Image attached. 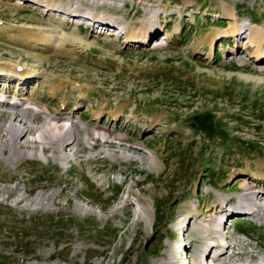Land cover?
Listing matches in <instances>:
<instances>
[{
    "label": "rangeland",
    "instance_id": "1",
    "mask_svg": "<svg viewBox=\"0 0 264 264\" xmlns=\"http://www.w3.org/2000/svg\"><path fill=\"white\" fill-rule=\"evenodd\" d=\"M49 2L135 31L152 26L157 37L128 42L89 19L48 11ZM228 8L236 21L225 18ZM239 25L248 31L238 40L219 38L212 54L203 45ZM0 26V66L15 62V70H28L18 63H41L56 86H66L52 97L55 86L43 78L24 87L12 80L8 103L21 94L79 127L71 148L47 144L45 157L36 146L31 157L0 158V264H257L264 258V82L241 76L264 78V60L255 62L247 47L251 26L264 30V0H0ZM38 28H56V36L78 28L91 46L68 43L58 52L42 42L25 46L22 40ZM99 112L101 127L126 139L124 147L95 140L89 148L82 127L95 124ZM10 115L0 113V133ZM252 191L260 209L238 215Z\"/></svg>",
    "mask_w": 264,
    "mask_h": 264
},
{
    "label": "bare ground",
    "instance_id": "2",
    "mask_svg": "<svg viewBox=\"0 0 264 264\" xmlns=\"http://www.w3.org/2000/svg\"><path fill=\"white\" fill-rule=\"evenodd\" d=\"M24 2H33L34 0H21ZM21 4V2H19ZM35 4H39L40 2H37ZM48 11H58L63 12L64 14L70 15L74 18H86L92 21L93 27H95V24H100L103 29L111 28L108 29V31L113 30L114 33L118 31L117 28H115L116 23H112V20L107 21L109 19H104L100 17L98 14L95 12L92 13H84L81 12L79 9L74 10L71 8L69 9H64L62 7H58L55 4H52V2H49L46 7ZM225 18L236 21L237 17L232 9H227L225 12ZM220 17V16H219ZM119 24L117 26H120V28L125 31L124 34L127 37L125 41H135V42H149L151 39H155L157 37L158 30L155 27L152 26H146L143 30L135 31L133 28L130 27H125L124 24L118 22ZM0 28H2L0 26ZM253 28L250 31V35L248 38L247 42V47L252 48L253 51L251 53V58L255 62H261L264 60V30L262 28H258L255 26H251ZM38 32L34 34L33 37H31L30 40L24 39L22 40V43L25 44V46H30L29 44L33 45V48H36L37 42H42V43H47L50 47L55 48V50L58 51H63L66 48V45L68 43L72 44H77L81 47H90V44H87L86 40L80 36L78 28L73 31L72 34L65 33L62 31L63 34L57 35V29L55 28H49V29H37ZM160 31V30H159ZM248 30L242 26L239 25L238 29H232L231 31H218L217 33H213L211 36L203 39V45H207V47L210 48V54H212L213 49L215 48L216 45V40L219 38H224L225 37H230V38H235V40H238L240 35H243L246 33ZM32 36V35H31ZM30 38V37H29ZM170 36L166 37V40H170ZM13 39V38H12ZM18 39V38H17ZM91 43V42H90ZM92 44V43H91ZM129 44V43H128ZM45 45V44H44ZM93 45V44H92ZM31 47V46H30ZM39 47V45H38ZM48 47V46H47ZM41 48V47H40ZM44 48V47H43ZM1 62V61H0ZM15 62H4L2 63L3 65L0 66V79H3L5 85L0 88V113L2 112H7L10 113L11 115L8 118V123L6 126V131L4 133H0V158L3 157L5 160L9 162H13L17 159L25 158V157H31V154H34L35 150L34 148L36 146L41 147L43 153L46 154V150H48V147L46 146L47 144L53 145V144H59L63 146L65 149L73 147L75 143H77V130L79 127L76 124L75 119L73 118H66L64 117V113L62 111H57L55 109H52L51 107L47 106L45 109H41L40 105L35 102L34 100L32 101L31 98H22L21 94H18L13 98L14 101H10L8 103L7 99V94L9 87H11L12 80L16 81L19 85V87H24L26 83H23L25 81H33L39 78H43L45 82L48 84H51L54 88L52 90V97H55L57 95V91L63 90L66 88V86H56L55 84L58 83H53L54 79L53 77L49 74H45V70H41L44 66L40 63L38 64H27L25 62H20L18 64H24L25 68L28 70H15L16 64ZM1 65V64H0ZM45 68V67H44ZM18 69V68H17ZM31 69V70H29ZM245 80L248 81H253L256 84L258 83H263L264 78L260 77H254L252 75L248 74H243L241 75ZM63 82V81H62ZM2 83V82H1ZM65 83V81H64ZM17 85V86H18ZM24 85V86H23ZM74 88L75 90L80 91L81 93L85 92L86 93V86L80 85V84H75L74 83ZM78 86V87H77ZM22 89V88H20ZM89 91V90H88ZM85 93L82 94L85 96ZM87 94V93H86ZM16 95V94H15ZM29 102V106L27 107V103ZM65 102H62V106H64ZM66 105V104H65ZM64 108V107H61ZM7 110H11L10 112ZM31 113V114H30ZM54 113V115H52ZM48 114V116H47ZM50 114L52 116H50ZM33 115V116H31ZM31 116V118H30ZM129 117L134 118L135 116L132 114L129 115ZM104 119V114L102 112H99L96 114L94 120L96 121L95 124L93 125H87L85 127H82V130L85 131L86 134L89 135L88 143L90 149H95L96 146L92 143L93 141L97 140L100 141L102 140L103 143H112L113 145H117L119 147H124L126 144V139L123 137H120L116 135V132L110 131L109 129L104 127H101L100 123ZM43 120V121H42ZM113 120H117V117H113ZM112 120V121H113ZM35 122V123H43V126L41 129L44 130V133L41 134V138L43 139V142L39 143L38 140L36 139V132L35 128L32 126L33 130L29 127L28 123L30 122ZM115 122V121H114ZM33 131L35 132L34 135L32 134ZM29 135H33V139H28ZM6 141V143H5ZM95 143V142H94ZM131 146V145H130ZM133 146V145H132ZM3 147V148H2ZM27 147V150L26 148ZM32 149H28V148ZM12 149V152L10 153L9 156H7V149L9 150ZM25 148V150H24ZM130 149H136L134 147H130ZM75 156L72 154L70 157L66 156H60V160H68L69 158ZM75 158V157H74ZM123 158L130 160L128 156H124ZM244 196V199L248 204L242 206L237 212L239 213L238 215L240 216H252L256 215V211L260 209V202L258 200V196L254 191L247 193ZM262 207V206H261ZM80 211L88 214H92L94 211L91 207L88 206H79L77 205L76 207ZM222 223V222H221ZM221 225V224H220ZM219 225V226H220ZM223 227V223L221 225ZM224 230V229H223ZM218 232L222 233L223 231L217 230ZM216 232V233H218ZM209 248L216 249L217 246H209ZM217 257V255H216Z\"/></svg>",
    "mask_w": 264,
    "mask_h": 264
}]
</instances>
